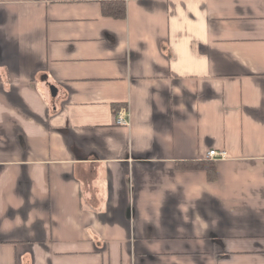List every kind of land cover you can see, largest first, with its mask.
<instances>
[{
    "label": "crops",
    "instance_id": "1",
    "mask_svg": "<svg viewBox=\"0 0 264 264\" xmlns=\"http://www.w3.org/2000/svg\"><path fill=\"white\" fill-rule=\"evenodd\" d=\"M0 264H264V0H0Z\"/></svg>",
    "mask_w": 264,
    "mask_h": 264
},
{
    "label": "trees",
    "instance_id": "2",
    "mask_svg": "<svg viewBox=\"0 0 264 264\" xmlns=\"http://www.w3.org/2000/svg\"><path fill=\"white\" fill-rule=\"evenodd\" d=\"M102 14L105 17L124 20L127 18V5L124 1L105 2L102 4ZM201 164L202 163H200L199 165H195L193 163H186L183 164L182 167H186V168L200 167ZM208 166L212 172V170H214L212 167V163H210Z\"/></svg>",
    "mask_w": 264,
    "mask_h": 264
},
{
    "label": "built area",
    "instance_id": "3",
    "mask_svg": "<svg viewBox=\"0 0 264 264\" xmlns=\"http://www.w3.org/2000/svg\"><path fill=\"white\" fill-rule=\"evenodd\" d=\"M115 124L119 127H130L131 126V120H130V112L127 106L121 107L119 110H117L115 115ZM227 157L226 151H218V150H211L207 154V159H209L212 162L225 160Z\"/></svg>",
    "mask_w": 264,
    "mask_h": 264
},
{
    "label": "water",
    "instance_id": "4",
    "mask_svg": "<svg viewBox=\"0 0 264 264\" xmlns=\"http://www.w3.org/2000/svg\"><path fill=\"white\" fill-rule=\"evenodd\" d=\"M51 89H52V91H53V92H54V94H55V89H54L53 87H52Z\"/></svg>",
    "mask_w": 264,
    "mask_h": 264
}]
</instances>
